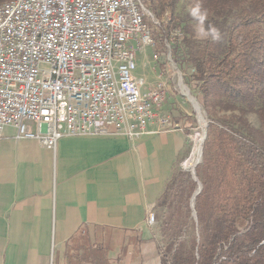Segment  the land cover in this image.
<instances>
[{"label":"trees","instance_id":"trees-1","mask_svg":"<svg viewBox=\"0 0 264 264\" xmlns=\"http://www.w3.org/2000/svg\"><path fill=\"white\" fill-rule=\"evenodd\" d=\"M141 1L154 18L170 14L153 29L156 42L181 32L172 57L190 72L210 119L195 177L174 169L153 208L166 211L157 228L161 264H264V0H199L218 42L198 38L188 14L175 16L180 0ZM89 230L81 226L67 242L65 264H110L114 230Z\"/></svg>","mask_w":264,"mask_h":264},{"label":"built area","instance_id":"built-area-1","mask_svg":"<svg viewBox=\"0 0 264 264\" xmlns=\"http://www.w3.org/2000/svg\"><path fill=\"white\" fill-rule=\"evenodd\" d=\"M148 19L159 26L141 0L2 2L0 138L13 127L54 150L64 137L184 132L160 113L167 80L135 74L136 51L155 45Z\"/></svg>","mask_w":264,"mask_h":264},{"label":"crops","instance_id":"crops-1","mask_svg":"<svg viewBox=\"0 0 264 264\" xmlns=\"http://www.w3.org/2000/svg\"><path fill=\"white\" fill-rule=\"evenodd\" d=\"M148 131L134 142L113 134L64 137L53 150L5 127L0 264H65V246L83 225L114 230L110 264H161L160 236L147 215L187 144L182 131Z\"/></svg>","mask_w":264,"mask_h":264},{"label":"rangeland","instance_id":"rangeland-1","mask_svg":"<svg viewBox=\"0 0 264 264\" xmlns=\"http://www.w3.org/2000/svg\"><path fill=\"white\" fill-rule=\"evenodd\" d=\"M6 1L10 0H0V4ZM192 2L193 0H180L175 8V16L177 17V15H179L182 18V16L186 15V9L192 6ZM158 13L157 10L156 14ZM157 18L159 19V17ZM157 18H154L155 22H167L170 19V14L165 12L159 20ZM149 26L152 32L153 29L154 32L157 31V29H155L157 26L155 23H149ZM155 37V35H152L153 42L155 43L153 48H146L144 52L136 51L137 68L135 74L138 77L145 78L148 85L152 84L158 76H162L163 79L165 78L167 80L168 93L160 113L162 116L167 117L173 126H178L179 129L181 128V130L184 131L187 144L185 158L179 162L175 171L182 170L183 172L188 173L192 179V169L198 161L201 142L203 143L206 137L204 136V126L207 127L210 119H208V116L205 114L197 100L199 94L197 84L189 79L190 72L180 70L177 68V66L180 67V63L176 62L175 64L174 62L175 57L173 59L170 48L173 37L171 36L169 41L168 39L165 40L163 44L156 42ZM197 37L200 38L198 35ZM180 77L181 79L178 86V80ZM182 89L184 90V94L182 93ZM247 119L251 126L259 128V121L256 115H248ZM199 161L198 164L201 163V160ZM165 214V210H158L154 215L156 218V224L153 226V230L157 232L158 237L160 236V233L157 231V228L160 224V220L163 219ZM89 231L90 234L93 235L94 230L90 228ZM160 240L159 237V243ZM159 246H161V244Z\"/></svg>","mask_w":264,"mask_h":264},{"label":"clouds","instance_id":"clouds-1","mask_svg":"<svg viewBox=\"0 0 264 264\" xmlns=\"http://www.w3.org/2000/svg\"><path fill=\"white\" fill-rule=\"evenodd\" d=\"M187 14L195 22V31L200 38L210 39L213 42H218L221 39L220 30L214 25L207 23L208 10L197 0L192 6L186 9Z\"/></svg>","mask_w":264,"mask_h":264},{"label":"water","instance_id":"water-1","mask_svg":"<svg viewBox=\"0 0 264 264\" xmlns=\"http://www.w3.org/2000/svg\"><path fill=\"white\" fill-rule=\"evenodd\" d=\"M204 129H205V135L204 136H206V126H204ZM202 142H201V146H200V160L202 159L201 158V150H202ZM200 162V161H199ZM199 162H197L196 164H195V166L199 163ZM195 166L193 167V169H192V173H193V177H195V173H194V168H195ZM198 189L196 190V192H195V194L193 195V197H192V199H191V202L192 203H194L193 201H194V199H195V197L200 193V191H201V188H200V184H198V187H197ZM191 209H192V216L194 217V218H196L195 217V212H194V204H192V206H191Z\"/></svg>","mask_w":264,"mask_h":264},{"label":"bare ground","instance_id":"bare-ground-1","mask_svg":"<svg viewBox=\"0 0 264 264\" xmlns=\"http://www.w3.org/2000/svg\"><path fill=\"white\" fill-rule=\"evenodd\" d=\"M10 1H12V0H10ZM6 2H7V1H6ZM199 160H200V150H199V154H198V161H199ZM198 161H197V162H198ZM197 162H196V163H197ZM196 163H195V164H196ZM194 166H195V165H194Z\"/></svg>","mask_w":264,"mask_h":264}]
</instances>
